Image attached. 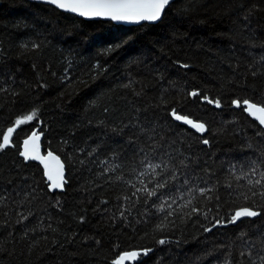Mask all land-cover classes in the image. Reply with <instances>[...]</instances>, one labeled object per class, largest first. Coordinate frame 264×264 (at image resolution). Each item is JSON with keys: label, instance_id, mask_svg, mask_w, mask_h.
<instances>
[{"label": "trees", "instance_id": "trees-1", "mask_svg": "<svg viewBox=\"0 0 264 264\" xmlns=\"http://www.w3.org/2000/svg\"><path fill=\"white\" fill-rule=\"evenodd\" d=\"M244 101L264 107V0H170L137 27L0 0V264H261L264 131ZM32 133L59 190L21 155ZM145 157L167 170L141 176ZM243 207L260 214L232 225Z\"/></svg>", "mask_w": 264, "mask_h": 264}, {"label": "snow or ice", "instance_id": "snow-or-ice-1", "mask_svg": "<svg viewBox=\"0 0 264 264\" xmlns=\"http://www.w3.org/2000/svg\"><path fill=\"white\" fill-rule=\"evenodd\" d=\"M46 3L54 5L58 9H62L65 11H70L77 13L81 16L85 17H106L110 18L114 21H129V22H140V21H150L154 22L161 18L162 13L164 12V9L169 5L170 0H45ZM183 66V65H182ZM193 96L197 95V93L193 92ZM205 100H207V97H204ZM209 103H212L211 100L208 101ZM234 103H236L234 101ZM244 104L247 105L248 109H255L256 111L264 113V107L257 108L255 104L249 103L248 101H244ZM216 106L219 107V102H216ZM239 106V105H238ZM35 113L32 114V116H28L26 119L31 120ZM174 118L177 120H183L185 123L192 124L193 127L197 129V131L203 132L204 124H193L192 121L188 120L187 118H184L180 115H175V112L173 113ZM17 124L23 123V121L18 120L16 122ZM260 125L264 126V118H261L259 120ZM14 131L13 128H9L7 134L3 136V142L0 143V150H3L6 146L9 144V137L11 136L12 132ZM35 137V134H33ZM205 144L208 143L207 140L203 141ZM25 151L21 153L25 157V159L29 158V149L28 144L29 141H25ZM51 156V153L49 154ZM31 158H35L34 156ZM54 158V157H53ZM140 163L144 166L145 170L140 173L141 176L148 175L149 172L152 174H157V169L167 170V164H165L163 161L160 162H153L152 160L145 157L140 161ZM255 163V162H254ZM256 168L252 169V173L255 174ZM49 180L52 181V184L50 185L51 188H58L62 186V172L57 173V178H53L51 173H46ZM173 181L178 180L179 177L175 174L172 175L171 178ZM262 182H264V172L261 173V179L259 180H249V185H260ZM143 183V181H141ZM183 184L185 186V191L191 192V191H198L201 196H204L206 192L212 191V189L209 188H192L189 186V179L185 178L183 181ZM170 181H158L156 183L157 189H169V192L171 191V187H169ZM172 187H176L177 190L179 189V185L173 184ZM146 190V189H145ZM137 191H141V189H137ZM166 193H160V196H165ZM255 195V193H253ZM148 196H157V192L155 189L148 191ZM210 199V197H208ZM247 198V197H245ZM175 202V201H173ZM192 201L189 200L188 203L190 204ZM161 210H163V207L161 206ZM193 212L198 211V209L193 208ZM171 215V213H168ZM260 213L256 210H253L249 207H243L240 210L235 212V215L231 217L232 223H235L237 220H239L241 217H256ZM27 219V217H25ZM245 234L241 233V237H243ZM160 243H164L163 240L160 241ZM264 250V249H262ZM138 255L136 252L131 253H125L123 255H120L118 259L114 260L113 264H123V261L126 259H132L135 258ZM243 255V253H242ZM261 264H264V256L260 257ZM253 264H255V261H253Z\"/></svg>", "mask_w": 264, "mask_h": 264}, {"label": "water", "instance_id": "water-1", "mask_svg": "<svg viewBox=\"0 0 264 264\" xmlns=\"http://www.w3.org/2000/svg\"><path fill=\"white\" fill-rule=\"evenodd\" d=\"M32 1L34 3H37V4L52 7V8H54V9H56V10H58L64 14L74 16V17H76L78 19H82L84 21H88V22H90V21L109 22L115 26H121V27H137V26H141V25H156L157 23H159L161 21L163 14H164V12H163L161 15V18L157 21H154V22L140 21L137 23V22H129V21H114V20H111L110 18H106V17H85V16H81V15L74 13V12L58 9L54 5L46 3L45 0H32ZM242 107L244 108V113L248 117H250L264 131V126L260 125V123H259V120L261 118H264V113L256 111L255 109H248L247 105H245L244 103L242 104ZM256 107L259 108L260 106L256 105ZM181 123L188 130H190L191 132H193L197 135H200L202 133L201 131H197V129L195 127H193L192 124L185 123V122H183V120L181 121ZM193 124H197V123L193 122ZM33 134H35V133H32L31 136L27 139V141H29V144H28L29 158H28V160L38 164L42 168L43 173H44V178L49 183V185L52 184V181L49 180L46 173H51L53 178L55 179V178H57V173L62 172V181L64 183V178H65V166H64V164L62 163L60 158L57 155H55L54 153L49 152V153L43 154L41 146H40V138L38 136H36V134L34 137ZM11 138H12V136L9 137L8 146H6L3 150H6L7 148H9L11 146ZM2 142H3V139L1 141V143ZM24 151H25V143H23V145H22V153ZM50 153H51V156H49ZM33 156L35 158H31ZM63 183H62V186H63ZM62 186L58 187V188H51V189L52 190H59L62 188ZM246 218H251V217H241L235 223H231V224L236 225L238 222H240L241 220L246 219ZM137 258H138V255L135 258L126 259L125 261H123V264H132L137 260Z\"/></svg>", "mask_w": 264, "mask_h": 264}]
</instances>
